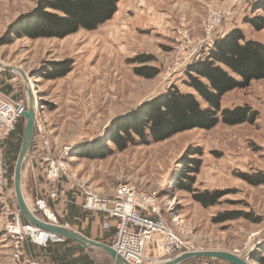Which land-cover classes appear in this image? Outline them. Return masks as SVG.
I'll return each instance as SVG.
<instances>
[{
    "label": "rangeland",
    "instance_id": "1",
    "mask_svg": "<svg viewBox=\"0 0 264 264\" xmlns=\"http://www.w3.org/2000/svg\"><path fill=\"white\" fill-rule=\"evenodd\" d=\"M254 1L245 0L241 12L221 27L222 33L237 25L246 38L264 43V29L256 32L244 24L245 17L260 13L254 10ZM225 2L120 0L113 17L94 31L79 30L64 39L20 37L9 41V36L4 35L7 26L29 12L36 0H0V64L28 77L36 104V121L51 146L65 151L61 178L56 185L45 180L48 185L39 190L36 185L24 183L25 200L38 218L49 221L36 210V199L48 200L49 192L54 190H58L54 204L68 197L72 202L76 199L82 207L86 193L108 197L117 185L129 184L156 193L161 218L190 249L235 252L247 264H259L252 260V255L264 259L261 254L264 184L253 186L242 178V175H259L264 180V79L226 93L221 101L223 108L249 106L257 114L252 123L236 126L218 123L210 130L193 129L162 142L130 146L123 152L115 151L114 145L107 141L111 123L143 101L172 85L186 91L182 84L186 68L198 53L205 51L197 49L193 58L186 57L203 37L209 11L224 7ZM180 30L193 43L184 55H178L176 50ZM138 58L145 62L138 63ZM60 61H68L70 71L61 78L47 80L46 70ZM139 67L148 68L147 72L154 73L153 76L137 75L135 69ZM0 94L12 99L27 96L25 83L17 71L0 70ZM21 120L23 128V117ZM5 141L1 146L0 192V238L4 243L9 240L5 223L17 207L12 185L17 154H8ZM105 147L113 152L104 158L84 157L90 148ZM188 148L199 152L193 156L200 162L193 187L225 194L215 206L202 207L176 186L184 171ZM40 165L43 170L44 165ZM224 212L241 213L249 218L215 223L213 219ZM19 214L22 220L20 211ZM4 250L0 248V264L8 257ZM95 253L96 264H111L104 252ZM147 253L152 254L149 250ZM188 264L228 263L199 258Z\"/></svg>",
    "mask_w": 264,
    "mask_h": 264
},
{
    "label": "trees",
    "instance_id": "2",
    "mask_svg": "<svg viewBox=\"0 0 264 264\" xmlns=\"http://www.w3.org/2000/svg\"><path fill=\"white\" fill-rule=\"evenodd\" d=\"M119 1L36 0V5L29 12L19 15L7 26L4 35L9 36V41L20 37L30 40L64 39L79 30L94 31L113 17ZM252 6L260 13L245 17L244 24L259 32L264 29V0H256ZM138 60L140 64L145 62ZM70 68L68 61H60L47 69L44 76L47 80H55L65 76ZM147 70L146 67H139L135 73L152 77L154 73H148ZM262 79L264 43L246 38L240 29H231L213 42L204 59L188 65L186 77L182 81L186 91L172 85L143 101L111 123L112 129L107 141L114 145L115 151L123 152L130 146L162 142L193 129L210 130L218 123L227 126L252 123L257 114L249 106L223 108L221 101L226 93L244 89L252 81ZM22 132L21 120L5 141L10 156L18 154ZM112 152L106 147L90 148L84 157L104 158ZM186 152L184 171L181 172V178H178L177 188L189 193L204 208L215 206L225 194L218 190L198 191L193 187L195 175L200 168V162L193 156L199 155V152L190 148ZM242 178L253 186L264 184L259 175H242ZM241 217L249 218L241 213L224 212L213 221L223 223ZM261 254H264V245ZM251 258L264 264L261 255H252ZM88 264L93 263L90 261Z\"/></svg>",
    "mask_w": 264,
    "mask_h": 264
},
{
    "label": "built area",
    "instance_id": "3",
    "mask_svg": "<svg viewBox=\"0 0 264 264\" xmlns=\"http://www.w3.org/2000/svg\"><path fill=\"white\" fill-rule=\"evenodd\" d=\"M225 1L224 7L209 11L203 25V37L196 41L190 53L189 49L193 43L190 44L191 41L185 31L178 32L176 44L178 55L188 52L189 56L186 59H191L195 56L197 49L204 50L205 53H198L195 60H202L208 55L213 41L227 32L222 33L221 27L225 23H231L234 14L241 12L245 4V0ZM231 28L238 29L237 25H232ZM26 108V95L18 99L0 96V192L3 183L1 146L9 134L15 130ZM63 152L65 151L55 150L51 146L41 124L35 120L34 136L28 158L32 155L44 165V178L49 184L56 185L61 178L64 164ZM57 198L58 190L49 192L48 199L55 201ZM35 206L36 210L41 211L50 222L56 223L47 198L36 199ZM82 207L101 214L102 230H113L108 245L129 264H158L193 251L172 233L161 218L157 196L154 192L129 184H119L108 197L86 193ZM8 216L12 217L6 221L4 230L11 244V264H51L32 257L27 251V245L45 247L49 243H63L65 238L42 231L23 219L21 220L17 207L15 212H11ZM147 250L152 254L147 253ZM188 263L190 262L186 264Z\"/></svg>",
    "mask_w": 264,
    "mask_h": 264
},
{
    "label": "crops",
    "instance_id": "4",
    "mask_svg": "<svg viewBox=\"0 0 264 264\" xmlns=\"http://www.w3.org/2000/svg\"><path fill=\"white\" fill-rule=\"evenodd\" d=\"M0 96L8 97L2 94ZM26 181L30 186L31 184L36 185L39 190L48 185L45 182L40 161L32 155L29 156L23 173L22 189ZM29 193L32 197L31 189ZM48 206L51 213L59 218L61 224L67 225L91 240L106 243L113 235V230H102L100 213L79 207L76 199L72 202L66 197L57 204H54V200L48 199ZM6 240L8 242L4 243V240L0 238V248L5 249V254L8 256L5 258L4 264H9L12 250L9 240ZM26 248L32 257L52 264H88L90 261L96 264L94 256H96L95 252L98 251L96 249L86 251L79 244L68 239H65L63 243H49L45 247L28 244Z\"/></svg>",
    "mask_w": 264,
    "mask_h": 264
},
{
    "label": "water",
    "instance_id": "5",
    "mask_svg": "<svg viewBox=\"0 0 264 264\" xmlns=\"http://www.w3.org/2000/svg\"><path fill=\"white\" fill-rule=\"evenodd\" d=\"M0 70H4L11 73L17 71L25 83V90L27 93L26 96L27 108L22 115L24 119L22 141L15 161V165L13 169V179H12L15 203L18 210L21 213L22 218L28 224L36 228H39L42 231L57 235L59 237L71 240L79 244L86 251H90V249H96L104 252L111 259V264H129L126 261H124L120 256H118L109 245L91 240L85 237L84 235H82L80 232L71 229L65 224H57L38 218L27 204L22 189V177L26 167L28 155L31 151V146L34 136V125L36 120L35 99L29 87V79L23 72L13 67L2 64H0ZM199 258L220 260L228 264H247V262L243 260L235 252L211 251V250H205V251L193 250L184 253L178 257H175L174 259L161 262L158 264H186L188 261L192 262L195 259H199Z\"/></svg>",
    "mask_w": 264,
    "mask_h": 264
}]
</instances>
